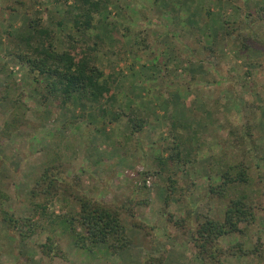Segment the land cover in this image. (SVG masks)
I'll return each instance as SVG.
<instances>
[{
  "label": "rangeland",
  "instance_id": "obj_1",
  "mask_svg": "<svg viewBox=\"0 0 264 264\" xmlns=\"http://www.w3.org/2000/svg\"><path fill=\"white\" fill-rule=\"evenodd\" d=\"M152 1L110 0L84 37L71 25L72 14L82 12L79 1L0 0V264H203L192 243L198 221L203 216L222 220L228 201L237 195L264 203V46L243 49L236 36L250 30L243 26L244 12L256 19L262 12L250 27L264 39V0ZM28 17L38 18L53 33L57 50L83 48L101 38L95 63L117 94L116 106L103 121L91 108L75 103L60 107L50 100L39 106L41 91L13 56L20 51L16 44L26 33ZM181 23L217 39L224 28L237 30L228 43L218 40V70L229 89L211 83L215 79L201 63L207 52L191 36L183 37L180 52L175 47L179 56L166 49L168 37H158L162 27L173 29L170 42H179L175 29ZM185 43L194 51L191 63L182 58L190 51ZM220 74L213 72L216 78ZM192 75L200 79L191 82ZM132 107L146 118L134 134L126 118ZM22 113L24 124L4 135L6 122ZM236 126L238 134L244 131L250 138L236 143L230 134ZM239 161L249 167L250 183L230 189L223 198L208 195V186L219 182L217 173ZM54 164L65 181L59 183L54 203H48L47 214L75 213L78 207L66 190H81L118 211L129 238L124 250L112 254L101 245L89 252L76 248L61 226L45 219L25 240L6 228L2 212L31 215L30 191L42 170ZM177 219H184L183 225L174 226ZM258 238L264 244V216L243 234L220 242L226 247L240 241L252 249ZM48 239L64 258L41 252ZM221 260L264 264L252 255Z\"/></svg>",
  "mask_w": 264,
  "mask_h": 264
},
{
  "label": "trees",
  "instance_id": "obj_2",
  "mask_svg": "<svg viewBox=\"0 0 264 264\" xmlns=\"http://www.w3.org/2000/svg\"><path fill=\"white\" fill-rule=\"evenodd\" d=\"M72 1L74 4L78 1L81 3L80 10L82 12L72 14L71 25L77 33L85 37V34L94 28L95 15L101 14L102 10L107 8L110 0ZM116 1L118 2V0ZM158 1L153 0L152 2L156 4ZM17 3L20 4L22 2L18 1ZM12 9L16 11L17 7H12ZM19 9L22 8L19 7ZM260 11H264V8H261ZM262 14V12H257L256 19L251 17L250 13L244 12L243 26L250 30L247 31V34H243V31H238L236 35L241 40L240 45L243 49L251 48V44L264 46L263 36L253 32L250 27ZM140 16L142 17L141 13ZM168 16L166 17L169 18ZM143 18H147V16ZM100 19L102 20L103 18L100 17ZM104 19H107V17ZM227 23L225 22V24ZM40 25L38 18H27L25 23L26 33L18 37V45L16 44V49L20 47V51L15 50L13 54L19 64L27 68L35 83L33 87L41 91L39 106L44 107L50 100L58 101L60 107L75 103V106L80 109L91 108L93 116L103 121L108 116L109 111L113 110L116 106L117 94L114 93L110 86L109 77H106L104 72L95 63L96 53L102 46L101 38L96 36L92 45L83 43V48L71 46L67 49L57 50L54 45L53 33ZM180 25V27L175 29L180 40L179 42H170V32L173 29H169V26L168 28L162 27L163 32L158 37L160 39L164 38V40V36L168 37V47L166 46V49L171 47L176 55L179 56L176 50L180 52L183 37L187 35L191 36L192 40L197 44L200 43L199 45L202 44V48L207 52L204 55V59H201V63L209 67V74L215 79L211 83L223 84V88L229 89V83L225 84L226 80L218 70L222 56L218 49V40L220 39L228 43L230 36V39H235L233 33L237 30L231 33L233 31L232 28L230 32L227 28H224L225 31L217 39L209 34L198 33L197 29L190 28L183 23ZM170 43H172L171 46L169 45ZM175 47H177L176 50ZM188 48L190 50L189 53H186L187 56L182 58H185L187 63H191L194 51L190 46ZM182 54L184 56V52ZM185 61L182 59V62ZM212 71L219 73L220 77L216 78ZM196 79H200V76L195 77L192 75L189 76L188 80L193 82ZM186 82L183 81V83ZM2 97L6 98L7 92H4ZM15 101L14 99V103ZM137 112L132 107L131 111L126 115L127 124L132 134L140 131L146 125V118L137 116ZM115 117H120L117 112L115 113ZM24 120V113L14 115L10 122H6L2 133L6 136L10 135L16 130L18 124H24ZM230 134L233 135L236 143L241 142L245 137L250 138V134L247 132L243 131L241 134H238L237 126L235 130L230 131ZM175 147L178 148V146ZM247 152L252 153L250 150ZM174 156L176 157V154ZM170 159L173 158L170 156ZM224 167L217 173V176L219 175V182L215 186L211 184L208 186V195H211V197L217 196L223 198L230 189L250 183L249 167L243 161L232 165L228 164ZM61 174L59 165L54 164L44 168L35 186L30 191L29 204L32 207L31 215L21 217L3 211L1 221L6 225V228L14 236L25 240L43 226L41 220L45 219L49 225L61 226L70 235L76 248L89 252L101 245L106 247L112 254H118L124 250L129 244V238L126 236L125 228L118 211L99 200L89 197L81 190L73 188L66 190V193L72 197V200L78 207L75 213L47 214L48 203H54L53 200L58 196V185L60 182L65 181L61 177ZM63 200L65 201L66 199ZM263 216L264 203L253 202L245 194L231 198L224 209L222 220L203 216L198 221L192 233L195 258L203 264H224L221 260L224 256L244 257L252 255L260 260H264V244L260 242L259 238L252 249H246L240 241L226 247L220 242L222 237L236 233L243 234L246 227L254 226ZM183 222L184 219H177L174 221V226L183 225ZM44 226L46 227V224ZM53 243L48 239L45 244L40 245L41 252L49 258H64L61 250Z\"/></svg>",
  "mask_w": 264,
  "mask_h": 264
}]
</instances>
